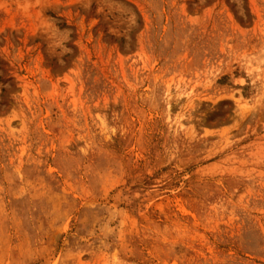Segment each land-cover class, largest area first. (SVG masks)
<instances>
[{"label": "rangeland", "instance_id": "obj_1", "mask_svg": "<svg viewBox=\"0 0 264 264\" xmlns=\"http://www.w3.org/2000/svg\"><path fill=\"white\" fill-rule=\"evenodd\" d=\"M0 264H264V0H0Z\"/></svg>", "mask_w": 264, "mask_h": 264}]
</instances>
